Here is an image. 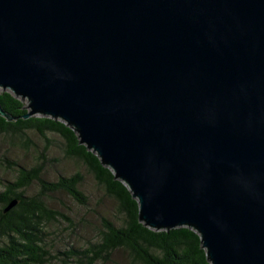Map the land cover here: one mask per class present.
<instances>
[{
	"label": "water",
	"instance_id": "1",
	"mask_svg": "<svg viewBox=\"0 0 264 264\" xmlns=\"http://www.w3.org/2000/svg\"><path fill=\"white\" fill-rule=\"evenodd\" d=\"M0 88L73 128L144 225L264 264V0H0Z\"/></svg>",
	"mask_w": 264,
	"mask_h": 264
},
{
	"label": "trees",
	"instance_id": "2",
	"mask_svg": "<svg viewBox=\"0 0 264 264\" xmlns=\"http://www.w3.org/2000/svg\"><path fill=\"white\" fill-rule=\"evenodd\" d=\"M0 105L13 117L9 120L0 115V133L28 148L31 141L26 130H34L45 138L48 132L58 134L65 141L67 154L87 165L125 215L120 224L106 220L98 241L91 242L84 250L73 246L64 253L67 257L75 256L78 264H96L100 259L106 261L113 251L124 248L133 264H211L195 229L183 226L156 230L144 225L139 220L138 201L128 186L115 178L112 169L103 165L98 155L79 143L76 131L65 121L45 115L24 118L28 111L25 101L9 89L0 91ZM41 155L45 157V153ZM17 166L16 178L0 191V264H48L54 257L46 248L48 222L58 217L67 219V216L49 208L43 196L65 191L79 203L86 204L88 198L80 189L83 175L75 172L48 181L42 177L44 164L41 162L31 167ZM35 181L40 185L39 192L27 194L26 188ZM13 200L17 202L5 212Z\"/></svg>",
	"mask_w": 264,
	"mask_h": 264
},
{
	"label": "rangeland",
	"instance_id": "3",
	"mask_svg": "<svg viewBox=\"0 0 264 264\" xmlns=\"http://www.w3.org/2000/svg\"><path fill=\"white\" fill-rule=\"evenodd\" d=\"M24 101L27 103V99ZM26 134L31 141L29 148L0 133V191L16 178L17 165L31 167L43 163L42 177L48 181L57 180L60 175L80 172L83 175L80 189L88 198L86 204L79 203L65 191L49 192L43 196L49 208L67 216V219L58 217V220L48 222L46 248L54 254L48 264H78L75 256L67 257L64 253L73 246L84 250L91 242L98 241L106 220L120 224L125 215L87 165L81 159L67 154L63 138L53 132H48L46 138L34 130H26ZM42 152L45 153L43 158ZM39 190L40 185L35 181L26 188V193L35 195ZM96 264L133 263L127 249L121 248L113 251L106 261L100 259Z\"/></svg>",
	"mask_w": 264,
	"mask_h": 264
}]
</instances>
